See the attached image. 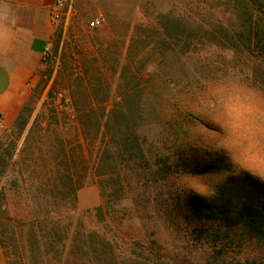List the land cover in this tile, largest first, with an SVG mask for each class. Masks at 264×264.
Here are the masks:
<instances>
[{
    "label": "trees",
    "instance_id": "obj_1",
    "mask_svg": "<svg viewBox=\"0 0 264 264\" xmlns=\"http://www.w3.org/2000/svg\"><path fill=\"white\" fill-rule=\"evenodd\" d=\"M157 26V42L141 39L143 50L152 47L149 65L161 76L153 94L157 106H132L141 82L125 73L143 60L139 53L123 69L113 108L86 92L81 78L74 120L62 124L54 116L43 128L50 141L40 152L38 186L28 196L35 205L16 211L0 192V247L9 264H264V182L248 175L250 186L237 185L226 165L230 174L216 195H196L184 183V176L203 180L224 165L193 163L197 118L186 102L199 83L182 62L220 49L248 64L249 83L264 90V0L196 1L190 14L162 15ZM89 183L102 196L92 228L73 216L78 192ZM123 200L132 205L124 215L137 216L142 233L114 227L124 218L116 209ZM165 234L189 257L170 256Z\"/></svg>",
    "mask_w": 264,
    "mask_h": 264
},
{
    "label": "rangeland",
    "instance_id": "obj_2",
    "mask_svg": "<svg viewBox=\"0 0 264 264\" xmlns=\"http://www.w3.org/2000/svg\"><path fill=\"white\" fill-rule=\"evenodd\" d=\"M196 1L204 0L69 1L66 16L63 22L56 26L57 31L51 41L52 62L43 65L39 78L29 83L18 113L10 122H6V127L1 128L0 126V157L2 158L0 192L7 193L8 204L11 208L17 211L20 206L23 207L27 203L31 206L35 205V201L29 197L38 186L39 166L42 164L40 152L42 149L44 151L48 148L50 141L48 135H44L47 132L43 128H47L49 119L54 116L62 124L74 120L71 113L76 116L75 94L77 95L80 90L78 85L81 78L87 82L86 92L99 100L105 98L108 101L104 106L113 108L119 93L120 76L123 69L130 63V56L139 53L137 56L143 60L139 59L138 63L136 61L132 64L130 71L125 73L129 80L131 73L136 74L137 79L134 80V83L141 82V86L138 88L141 94L132 106L144 108L149 103V107L157 106L158 99L156 101L153 94H157L161 89L158 85L161 76L155 67L149 65L152 58L148 53L152 47L143 50L141 39L143 38L145 43L153 40L157 42L156 34H154L155 32L160 34L157 19L171 13L188 15ZM96 17H101L103 22L98 28L93 29L89 24ZM148 35H151L152 39H148ZM131 43H133L132 46ZM99 48L101 53H99ZM117 61L120 62L118 66ZM140 61L148 64V67ZM182 62L185 63L191 75L195 74L192 79L196 80L194 81L195 85L199 83L198 86L213 76L229 72L249 83L248 64L239 62L231 53L220 49H206L200 58H183ZM112 66L116 67V72H113ZM241 70L242 73H240ZM171 74L174 72L171 71ZM172 85L173 88H177L175 80ZM59 93L71 100L72 112L62 106V101L58 97ZM148 96L151 99L146 102ZM97 101L94 106L101 107V102ZM211 130L210 128L209 131ZM41 136L44 137L40 140ZM192 144L195 148V152H192L195 165L201 163L199 165L203 167L207 162L213 161L224 165V169L220 172L216 170L215 172L218 171V173L201 179L205 186L214 190L215 195L220 185L227 180L230 171L234 174V183L240 186H250L247 179L250 174L236 172L226 156L205 148L202 133L196 132ZM226 165L230 166L229 172L226 171ZM188 188L193 189L190 185ZM192 192L201 195L195 189ZM187 194L190 196L188 192ZM101 204L102 196L99 186L96 183H89L78 192L77 210L73 216L81 217L92 228L96 221L93 218L95 208ZM131 206L126 200H123L120 206H116V209H121L120 215L124 218L114 227L131 234L142 233L143 227L139 218L134 215H124L132 211ZM23 233L24 243L27 245V228ZM164 239H167L166 244L162 241L160 244L161 242L164 244L163 249L167 250L170 256L179 255L182 259L189 257L182 246L180 247L179 242H173L167 234ZM193 257L198 259L196 255L190 256L191 259ZM26 259L29 260V255H26ZM0 264H9L2 247H0Z\"/></svg>",
    "mask_w": 264,
    "mask_h": 264
},
{
    "label": "clouds",
    "instance_id": "obj_3",
    "mask_svg": "<svg viewBox=\"0 0 264 264\" xmlns=\"http://www.w3.org/2000/svg\"><path fill=\"white\" fill-rule=\"evenodd\" d=\"M186 106L197 118L205 148L226 156L236 172L264 181V90L221 73L203 81ZM184 183L201 195H215L198 178L184 176Z\"/></svg>",
    "mask_w": 264,
    "mask_h": 264
},
{
    "label": "crops",
    "instance_id": "obj_4",
    "mask_svg": "<svg viewBox=\"0 0 264 264\" xmlns=\"http://www.w3.org/2000/svg\"><path fill=\"white\" fill-rule=\"evenodd\" d=\"M56 2L0 0L1 128L18 113L29 83L41 75L43 52L57 31L51 14Z\"/></svg>",
    "mask_w": 264,
    "mask_h": 264
},
{
    "label": "built area",
    "instance_id": "obj_5",
    "mask_svg": "<svg viewBox=\"0 0 264 264\" xmlns=\"http://www.w3.org/2000/svg\"><path fill=\"white\" fill-rule=\"evenodd\" d=\"M70 0H57L56 4L52 7V21L55 24V26H58L60 23L63 22L65 16H66V9L67 5L69 4ZM103 22V19L101 17H96L90 22L91 28H98ZM50 47L45 49L42 55V61L44 64H49L52 62V55H51ZM58 97L62 101V106L67 108L70 112H72V103L71 100L63 95L62 93L58 94ZM71 116L75 118V114L71 113Z\"/></svg>",
    "mask_w": 264,
    "mask_h": 264
}]
</instances>
